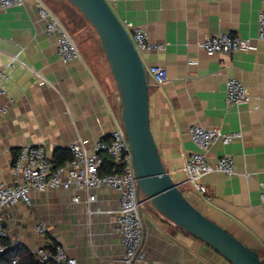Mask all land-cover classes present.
<instances>
[{"label": "crops", "instance_id": "1", "mask_svg": "<svg viewBox=\"0 0 264 264\" xmlns=\"http://www.w3.org/2000/svg\"><path fill=\"white\" fill-rule=\"evenodd\" d=\"M261 8L262 0H117L113 4L122 22L142 26L151 42L163 45V49L143 52L142 57L147 69L158 65L168 75L162 84L150 75V124L164 167L183 183L180 187L199 210L264 257L260 197L264 41L257 37ZM70 31L82 57L64 63L57 53V37L47 33L35 0L0 10V69L6 71L1 101L8 106L0 121V181L14 182V163L24 145L42 144L48 156L55 158L57 151L68 150L73 143L90 151L97 139H112L113 115L121 116L122 102L109 63L104 52L85 40L83 29ZM216 33L251 37L252 47L209 56L201 43ZM230 77L248 87L249 103H227ZM194 124L237 134L226 146L215 143L207 156L215 164L224 152L232 153L234 175L207 173L202 178L204 193L184 183L182 170L197 149L189 135ZM91 194L97 199L88 203ZM77 195L81 199L75 202ZM118 208L119 194L109 187L32 191L31 203L20 201L3 208L11 231L7 241L22 253L61 244L78 264H122L124 250L115 232ZM142 215L143 264H231L164 218L150 201L145 200ZM40 223L46 232L36 231Z\"/></svg>", "mask_w": 264, "mask_h": 264}, {"label": "built area", "instance_id": "2", "mask_svg": "<svg viewBox=\"0 0 264 264\" xmlns=\"http://www.w3.org/2000/svg\"><path fill=\"white\" fill-rule=\"evenodd\" d=\"M113 7L117 0H107ZM24 0H0V10L22 5ZM39 17L46 22V31L57 37V53L64 63L80 59L81 50L77 39L63 23L61 18L44 1L35 0ZM124 26L130 32L136 48L142 54L152 49H163V45L150 41L148 32L140 25L126 21ZM257 37L264 41V0L258 15ZM207 55H231L237 51L247 50L251 45V37H240L232 33H216L208 35L201 43ZM149 74L157 83L162 84L167 79V71L161 66L151 65ZM6 77L5 69H0V121L7 113L8 106L3 104L2 82ZM226 101L228 104H244L251 101L248 87L238 78L230 77L226 81ZM115 128L112 139L106 142L97 139L89 151L81 143H73L70 147L71 157L65 162L56 164L47 154L42 144H30L21 147L14 163L16 179L12 183L0 181V252L6 250L5 241L10 238L11 231L3 215V208L20 201L31 203L32 191L50 189L71 190L73 188L91 191L96 188L109 187L119 194V208L115 220V232L121 238L123 246L122 264H143L145 253V223L142 215L145 199L138 194L137 183L133 169V156L125 127L120 115H113ZM191 140L197 146L187 158L182 170L189 183L197 191L206 192L202 182L207 173L220 171L231 177L235 173V158L232 153L224 152L215 164L208 161L211 147L220 141L224 146L231 143L234 133H224L215 127L194 124L189 127ZM113 161L109 173H101L105 156ZM181 183L180 181H177ZM183 184V183H181ZM261 201L264 203V181L261 183ZM184 192V191H183ZM185 193V192H184ZM75 202L80 201L79 195ZM96 195L87 198L88 203L96 201ZM43 223L36 226L38 233L46 232ZM42 261L53 260L57 264H78L77 259L69 255L65 246L56 244L51 250L40 249L36 252ZM17 260L14 259L13 262Z\"/></svg>", "mask_w": 264, "mask_h": 264}, {"label": "water", "instance_id": "3", "mask_svg": "<svg viewBox=\"0 0 264 264\" xmlns=\"http://www.w3.org/2000/svg\"><path fill=\"white\" fill-rule=\"evenodd\" d=\"M95 29L118 88L138 194L166 219L231 264H264V257L206 216L163 165L150 124V74L128 29L107 0H68Z\"/></svg>", "mask_w": 264, "mask_h": 264}, {"label": "trees", "instance_id": "4", "mask_svg": "<svg viewBox=\"0 0 264 264\" xmlns=\"http://www.w3.org/2000/svg\"><path fill=\"white\" fill-rule=\"evenodd\" d=\"M44 1L61 18V20L69 30H72L73 33H79L82 31L83 22L81 19L77 17L76 14H80L82 17L83 15L68 0H64L65 3H61L59 2V0H44ZM70 157H71V153L70 150L68 149V150L57 151L55 158H51V159L56 164H60L65 162ZM112 166H113V161L109 158L108 155L105 156V162L101 168V173L104 174L111 172ZM5 245H6V250L4 252H0V264H57L53 260L42 261L38 258L36 253L33 252H29V251H24L23 253L19 252L15 247L11 246L9 241H5ZM14 259H16L17 261L13 262Z\"/></svg>", "mask_w": 264, "mask_h": 264}, {"label": "rangeland", "instance_id": "5", "mask_svg": "<svg viewBox=\"0 0 264 264\" xmlns=\"http://www.w3.org/2000/svg\"><path fill=\"white\" fill-rule=\"evenodd\" d=\"M61 15V14H60ZM77 15V17L79 18V19H81L82 20V22H83V26H82V29L84 30V32L87 34L84 38H85V40L86 41H89V42H92V45H93V47H95L96 46V48L98 49V51H99V53H103V50H102V48H101V44H100V40H99V37H98V35H97V33H96V31L94 30V28L91 26V24L88 22V21H86L80 14H76ZM62 16V15H61ZM63 17V16H62ZM84 20H83V19ZM101 51V52H100ZM104 54V53H103ZM191 139V138H190ZM181 190L183 191L184 190V188L183 187H181ZM141 195V197H144V194L143 193H141L140 194Z\"/></svg>", "mask_w": 264, "mask_h": 264}]
</instances>
